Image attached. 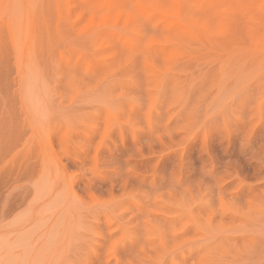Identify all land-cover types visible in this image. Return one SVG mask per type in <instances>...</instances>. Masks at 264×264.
<instances>
[{"label":"rangeland","instance_id":"obj_1","mask_svg":"<svg viewBox=\"0 0 264 264\" xmlns=\"http://www.w3.org/2000/svg\"><path fill=\"white\" fill-rule=\"evenodd\" d=\"M0 264H264V0H0Z\"/></svg>","mask_w":264,"mask_h":264}]
</instances>
